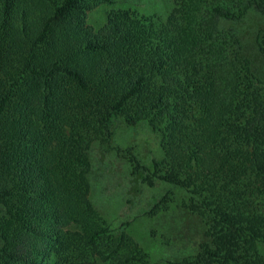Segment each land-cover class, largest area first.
<instances>
[{"label":"trees","instance_id":"trees-1","mask_svg":"<svg viewBox=\"0 0 264 264\" xmlns=\"http://www.w3.org/2000/svg\"><path fill=\"white\" fill-rule=\"evenodd\" d=\"M173 2L96 30L114 0H0V264H264V78L223 27L264 0ZM118 119L159 134L162 160L128 159L189 194L197 254L153 263L95 208L90 151Z\"/></svg>","mask_w":264,"mask_h":264},{"label":"rangeland","instance_id":"rangeland-1","mask_svg":"<svg viewBox=\"0 0 264 264\" xmlns=\"http://www.w3.org/2000/svg\"><path fill=\"white\" fill-rule=\"evenodd\" d=\"M173 1L114 0L113 4H103L91 11L88 22L98 30L113 10L166 18ZM223 27L235 33L253 72L264 78V55L256 42L259 31L264 28V14L251 9L243 19L224 22ZM113 130L114 135L108 142H96L90 151L91 200L97 211L110 228L125 229L153 263L179 261L197 254L200 245L209 240L208 224L205 218L185 206L189 194L162 181H146V174L136 171L128 159L132 152L147 166H152L155 159L162 160L159 134L147 122L128 125L121 119L114 122ZM157 204L159 209L155 208Z\"/></svg>","mask_w":264,"mask_h":264}]
</instances>
